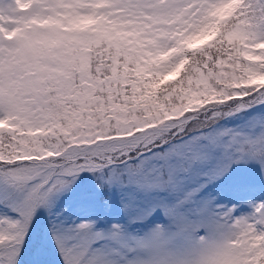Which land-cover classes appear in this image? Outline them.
Wrapping results in <instances>:
<instances>
[{
    "label": "snow or ice",
    "instance_id": "1",
    "mask_svg": "<svg viewBox=\"0 0 264 264\" xmlns=\"http://www.w3.org/2000/svg\"><path fill=\"white\" fill-rule=\"evenodd\" d=\"M0 264H264V0H0Z\"/></svg>",
    "mask_w": 264,
    "mask_h": 264
}]
</instances>
